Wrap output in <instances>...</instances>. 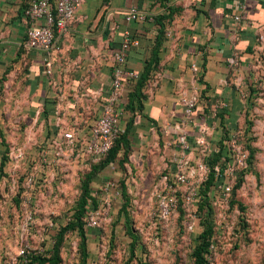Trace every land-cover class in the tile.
<instances>
[{
	"label": "crops",
	"instance_id": "crops-1",
	"mask_svg": "<svg viewBox=\"0 0 264 264\" xmlns=\"http://www.w3.org/2000/svg\"><path fill=\"white\" fill-rule=\"evenodd\" d=\"M27 2L0 0L4 161L7 129L37 132L53 149L62 133L71 131L76 158L88 162V172H93L90 188L100 171L107 170L108 177L117 178L121 194L127 193L129 172L138 171L149 189L157 174L174 170L169 155L177 149L176 125L183 115L179 99L195 94L191 120L183 126L188 151L197 153V139L208 143L202 153L206 166L213 153H220L216 175L218 163L225 164L215 186H225L220 183L231 160L227 143L236 131L251 134L253 114L264 111V0H83L65 29L54 32L47 51L25 46L31 26L24 17ZM130 6L146 18L124 21ZM124 31L137 40L126 48L124 63L137 77L124 80L118 104L126 160L120 147L101 167L104 157L86 156L83 148L108 95L112 55ZM123 224L132 241L128 222Z\"/></svg>",
	"mask_w": 264,
	"mask_h": 264
},
{
	"label": "rangeland",
	"instance_id": "rangeland-1",
	"mask_svg": "<svg viewBox=\"0 0 264 264\" xmlns=\"http://www.w3.org/2000/svg\"><path fill=\"white\" fill-rule=\"evenodd\" d=\"M253 119L251 134L236 131L227 143L225 152L231 160L220 183L229 187L227 195L214 185L206 191L211 237L205 264H264L263 109ZM5 136L7 160L0 156V264H193L192 250L201 242L196 236L204 227L201 184L197 186L204 174H190V169L203 163L208 143L199 144L197 153L190 150L181 155L177 147L169 155L174 170L166 176L172 181L179 164L185 182L174 183L176 206L164 220L157 216L156 194H166L165 170L155 176L149 189L143 187L145 179L138 171L129 172L124 194L116 191L115 175L100 171L101 182L92 183V189L88 184L85 212L79 216L86 238L83 250L78 231L67 224L77 216L88 162H80L74 150L63 144L60 150L50 148L34 131L7 129ZM249 149L253 154L247 163ZM29 175L33 178L27 186ZM191 187L197 194L187 202L184 196ZM94 199L99 203L92 204ZM91 219L93 225H89ZM125 220L133 242L124 233ZM43 258L47 260L41 263Z\"/></svg>",
	"mask_w": 264,
	"mask_h": 264
},
{
	"label": "built area",
	"instance_id": "built-area-1",
	"mask_svg": "<svg viewBox=\"0 0 264 264\" xmlns=\"http://www.w3.org/2000/svg\"><path fill=\"white\" fill-rule=\"evenodd\" d=\"M81 2H83V0H28L24 10V17L31 26L28 27L25 33L26 48L47 51L52 44L54 32L65 29L66 24L71 20ZM123 18L126 22L143 21L146 15L134 6H130L125 10ZM234 20L238 21V17H234ZM130 45H137V40L131 37L127 31H124L120 44L112 55L114 63L112 65L108 95L102 104L100 115L91 126L92 128L88 140L83 148V153H85L86 156L105 157L111 149L115 139L123 132L122 127L119 125L121 113L118 110L121 87L124 80H132L137 77L136 72L124 66L126 57L125 50ZM190 69L194 71L195 67L191 65ZM196 99L195 94L182 95L179 99L183 106V115L182 119L176 125L177 135L174 139V145L179 148L181 155L183 152L189 150L186 138L187 132L183 126L191 120V113ZM221 106L224 107L225 105L221 103ZM196 142L202 144L203 140L197 139ZM60 144L73 150V136L71 131L62 133L61 141L55 144L56 149L60 150ZM174 160L173 158V161ZM207 171L208 169L204 162L198 163L194 168L190 169V174H204L201 176V181L197 186L205 179ZM32 178L33 175L27 177V186L32 182ZM172 178L173 180L171 181L169 177L163 175L162 184L163 189L166 190V194H160V192L156 194L158 199L156 205L157 216L161 220L168 218L176 206V198L173 196L175 192L173 187L174 183L183 184L185 182V175L180 174L179 164L175 165V173L172 175ZM228 191L229 187L224 186L221 189V194L227 195ZM196 194V188L191 187L184 196L185 201L189 202ZM93 224L94 222L91 219L89 225ZM188 227L191 228V224H189ZM20 254L22 258L26 259L27 254H25L23 250L20 251Z\"/></svg>",
	"mask_w": 264,
	"mask_h": 264
},
{
	"label": "trees",
	"instance_id": "trees-1",
	"mask_svg": "<svg viewBox=\"0 0 264 264\" xmlns=\"http://www.w3.org/2000/svg\"><path fill=\"white\" fill-rule=\"evenodd\" d=\"M141 79H139V81H137V84H141ZM126 142L124 140V137L120 134L114 141L111 149L109 150L108 154L104 157V160L100 162V166L102 167L103 165L107 164L109 161L112 160V158L115 156V154L117 153V151L120 149V147L123 148V153H122V160H126ZM247 154V158H248V162L250 163V158H252V154H253V149H249ZM220 156V153L216 152L213 153L211 155V157L208 159V161L206 162L208 164L207 166V174L205 176V179L201 182V189H200V193H199V200L200 202V208L204 211L203 213V223H204V227L201 233H199L196 236L197 240H200V244H198V246H196L195 249L192 250V254L194 256V261L193 264H205V256H204V252L206 251V246H208V241L210 240L211 237V227L208 223H206V218H208V214H209V208L210 204L208 203V196H207V190L209 189V187L211 185H216V181L217 183L219 182V179L222 178V171L221 169H223L224 164H222L221 166H218V171H217V175L215 173V168L214 165L218 159V157ZM3 167V166H2ZM2 170H0L1 172ZM93 172H89L86 175L85 178V182L82 185V193H81V202L78 203V209H77V216L75 218V220L73 222L68 223L67 225H69V227L73 228L75 227V229L78 231V235H80L81 238V247L84 250L85 248V242H86V238L84 235V231L82 228V223L79 219V216L85 212V206L87 203V199L89 196V191H88V184L90 182L91 176H92ZM94 203V201H93ZM92 203V204H93ZM134 240L132 239L131 242H133ZM131 247L133 248V245H131ZM54 256H52L51 259H53ZM47 260L46 258L41 259V263L43 261Z\"/></svg>",
	"mask_w": 264,
	"mask_h": 264
}]
</instances>
